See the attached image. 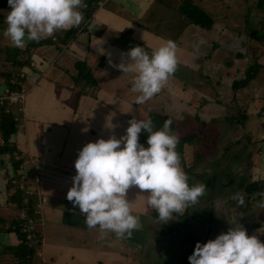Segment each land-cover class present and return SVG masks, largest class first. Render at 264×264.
Segmentation results:
<instances>
[{
	"label": "crops",
	"instance_id": "1",
	"mask_svg": "<svg viewBox=\"0 0 264 264\" xmlns=\"http://www.w3.org/2000/svg\"><path fill=\"white\" fill-rule=\"evenodd\" d=\"M82 5L79 25L23 47L4 35L10 9L0 7V95L19 81L28 91L22 110L6 105L0 127V264H189L196 241L237 223L264 242L257 231H264V0ZM167 40L176 46V70L138 104L134 73L116 65L128 61L135 45L150 54ZM131 116L151 118L154 130L168 119L176 123L184 134H177L176 150L188 183L203 182L209 192L161 223L146 197L137 196L147 190L130 186L125 195L139 226L131 235L102 234L66 199L73 162L85 143L118 138ZM109 120L117 126L109 129ZM146 135L142 130L139 142ZM15 178L29 183L28 202L14 191ZM40 195L45 201L38 206ZM24 211L36 221L35 247L19 224L27 222ZM22 243L34 252L19 255Z\"/></svg>",
	"mask_w": 264,
	"mask_h": 264
},
{
	"label": "clouds",
	"instance_id": "2",
	"mask_svg": "<svg viewBox=\"0 0 264 264\" xmlns=\"http://www.w3.org/2000/svg\"><path fill=\"white\" fill-rule=\"evenodd\" d=\"M6 2L10 10L3 17L4 35L16 47L77 26L82 20V0ZM175 51L171 40L164 41L150 54L139 45L127 50L128 61L116 66L122 73H134L131 87L139 93L135 102L142 103L161 90L176 70ZM170 124V119L165 120L154 130L151 118L131 116L118 138L114 134L107 139L98 137L78 150L66 199L78 206L88 228H98L102 234L110 231L116 236L131 235L139 226V216L133 214L132 202L125 195L133 185L147 190L137 196L146 197L147 205L156 210L161 223L168 222L173 213H182L203 195L206 187L203 182L188 183L176 151L178 137L170 130ZM106 126L112 129L117 125L109 120ZM142 130L147 134L145 143L139 142ZM234 198L239 204L244 203L242 195L237 193ZM257 231L264 232L261 228ZM187 260L189 264H264V242L254 234H247L237 223L203 243L196 241Z\"/></svg>",
	"mask_w": 264,
	"mask_h": 264
},
{
	"label": "built area",
	"instance_id": "3",
	"mask_svg": "<svg viewBox=\"0 0 264 264\" xmlns=\"http://www.w3.org/2000/svg\"><path fill=\"white\" fill-rule=\"evenodd\" d=\"M22 73V72H21ZM23 76V74H21ZM13 82H16V79L12 80ZM20 86L19 87H6L4 93L0 95V127L1 123L3 121L4 113L7 111L6 105L12 103H16L18 105V110H22V104L24 103L26 94H27V88L19 81ZM24 175H22L23 177ZM14 186L17 188V190H26L24 192L26 194V198L23 199V201L28 202L30 199V194H32V191L29 190L28 185L19 180L17 178L14 179ZM45 201V196L42 195L39 196V202L38 206H40ZM38 211V210H36ZM21 216H25L26 212H22ZM22 226V230L25 232L26 240L29 243L30 247H35L37 243L39 242V238L36 232V221L33 218H27V222L19 223ZM30 264V263H29Z\"/></svg>",
	"mask_w": 264,
	"mask_h": 264
},
{
	"label": "rangeland",
	"instance_id": "4",
	"mask_svg": "<svg viewBox=\"0 0 264 264\" xmlns=\"http://www.w3.org/2000/svg\"><path fill=\"white\" fill-rule=\"evenodd\" d=\"M12 50L13 51H16L17 49H15L14 47L12 48H9V51L8 52H10V54L12 55L11 57H13V56H15V54H13L12 53ZM176 127H177V124L175 123L174 125H170V130L172 131V132H174L176 135L177 134H181L180 135V137H182L184 134H183V130H180L179 129V127H178V129L181 131V132H177L176 131ZM157 129H159L158 127H157ZM178 137H179V135H178ZM208 140H214V137H211V135L210 136H208ZM178 150V149H177ZM176 150V151H177ZM178 153H179V151H178ZM27 185H29V183H26ZM15 189H16V187H15ZM14 191H16V194H19V193H21V192H26V190H14ZM206 194H208V192H209V190H205L204 191ZM191 222V221H190Z\"/></svg>",
	"mask_w": 264,
	"mask_h": 264
},
{
	"label": "trees",
	"instance_id": "5",
	"mask_svg": "<svg viewBox=\"0 0 264 264\" xmlns=\"http://www.w3.org/2000/svg\"><path fill=\"white\" fill-rule=\"evenodd\" d=\"M6 6H8L6 0H0V7H6ZM35 42H36V40H33L32 44H35ZM3 125H4V123H3ZM4 127L7 129L9 128L8 124H5ZM21 247H22V253L19 255H22V257H24L25 254H27L28 252H29V254H32L34 252V249H30L27 244L22 243Z\"/></svg>",
	"mask_w": 264,
	"mask_h": 264
},
{
	"label": "water",
	"instance_id": "6",
	"mask_svg": "<svg viewBox=\"0 0 264 264\" xmlns=\"http://www.w3.org/2000/svg\"><path fill=\"white\" fill-rule=\"evenodd\" d=\"M204 133H205V131H204Z\"/></svg>",
	"mask_w": 264,
	"mask_h": 264
}]
</instances>
